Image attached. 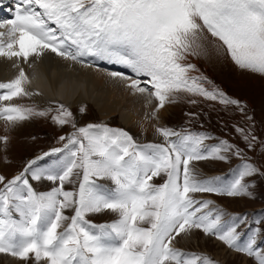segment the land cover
Here are the masks:
<instances>
[{
  "label": "snow or ice",
  "instance_id": "snow-or-ice-1",
  "mask_svg": "<svg viewBox=\"0 0 264 264\" xmlns=\"http://www.w3.org/2000/svg\"><path fill=\"white\" fill-rule=\"evenodd\" d=\"M9 2L0 0V10ZM0 28L6 29L0 32V57L15 58L29 67L30 58L51 52L77 63L86 56L96 57L123 65L136 76L150 77L151 95L159 101L153 116L170 95L181 91L240 104L218 89L204 88L201 81L206 77L189 74L195 65L185 61L196 54L194 45L205 29L222 42L241 70L264 76V0H16L11 18L0 20ZM109 75L129 81L126 86L137 92L150 91L123 73ZM28 79L20 67L15 79L0 83L4 90L0 102H8L0 105V118L14 124L47 114L12 103L15 98L40 94L25 88ZM56 112L52 119L59 125L72 116L63 104ZM156 131L165 144L138 145L123 129L89 124L61 136V141H67L64 149L43 154L66 150L68 156L60 166L37 167L43 158L37 157L10 180L0 175V253L23 264L42 260L47 264H216L208 256L173 246L177 237L195 228L264 264V250L256 239L260 229L241 244L240 217L221 222L223 213L201 212L211 201L189 196L190 192L251 195L245 178L264 173L245 163L225 187L217 186L218 177L195 180L189 168L192 160H226L221 153L232 145L221 141L202 150L207 138L203 135H182L165 127ZM173 136L176 139L170 140ZM0 139L7 141V137ZM27 174L32 180L59 184L37 192ZM81 174L78 189L65 190L64 185ZM162 174L167 177L164 183L155 184L154 178ZM105 179L114 187L98 183ZM66 209H72L73 215H65ZM105 211L118 218L103 224L87 219Z\"/></svg>",
  "mask_w": 264,
  "mask_h": 264
},
{
  "label": "rangeland",
  "instance_id": "rangeland-1",
  "mask_svg": "<svg viewBox=\"0 0 264 264\" xmlns=\"http://www.w3.org/2000/svg\"><path fill=\"white\" fill-rule=\"evenodd\" d=\"M14 6L16 5L11 4L9 8L15 10ZM2 9L6 12L9 10L5 6ZM196 45L199 46L197 47ZM196 45H194L196 54L187 56V59L190 60L189 63L195 65V70L189 74L196 76L200 74V76L206 77L205 80L201 81L204 88L209 91L213 88L218 89L228 98L240 101V104H224L219 99H206L198 94L181 91L170 95L165 103L169 110L163 116H160L162 117V123H156L155 127L169 128L182 135H203L207 137L204 140L208 143L206 148L202 150H210L212 147L219 145L221 141H226L229 145H232L228 152L221 153L227 157L226 160L212 158L192 160L189 168L192 172V178L195 180L201 177L203 178L201 180L218 177L217 186L225 187L232 183L245 163L253 164L260 169L261 173H264V76L241 70L228 56L222 46V42L212 37L206 29L199 35ZM85 61L88 62L87 60ZM90 65L95 66L94 63H90ZM95 67L102 70L106 69L105 71L107 72H113L107 68ZM126 71H129V68H126ZM123 74L125 75V73ZM132 74V79L139 78L133 72ZM142 76L140 79L144 80V85L147 88L148 82L144 75ZM126 85L122 84L120 86L122 89L125 88V91L131 92L132 89ZM148 89L151 90L147 91L149 93V95H146L147 101L154 99V106H158L159 101L151 95V91H154V89ZM2 91L4 90H0V92ZM12 102L34 107L38 111H45L47 114L44 116L32 115L27 121L24 120L26 123L20 125L8 124V121L4 119L0 121V137H7L6 142L0 139V175H3L6 180L16 176L11 175V173L21 168V164L29 154L46 146L60 145L57 149H62L63 146L61 145L66 140L62 142L60 140L61 136L68 137L76 132V129L86 127L89 124L101 126L102 123L113 129L121 128L128 132L136 143H146L148 140H155V142H160L161 144L166 143L165 138L156 131V128V132H152L149 135L138 134V138L142 137L141 139L134 137L132 132L119 121L116 114L106 116V120L102 121L96 107L90 103H81L77 108L71 109L67 108L65 103L59 101H54L51 104L49 102V105H41L30 97L15 98ZM2 104H6V102H0V105ZM59 104H63L72 113V116L68 118L69 122L64 125H59L52 119V116L57 114L56 110ZM81 108L84 111H81ZM73 124H75V128ZM98 131L102 132V128ZM169 139L171 138L169 137ZM175 139L176 137L174 136L171 140ZM208 147L210 148L207 149ZM205 154H207L206 151ZM48 168L53 167L48 166L44 169ZM79 171L74 170V172ZM166 178V175L162 174L160 177L154 178V181L159 182L162 180V182H153L159 185L164 183ZM28 179L32 187L36 191L40 189L41 192L50 191L59 184L58 181L55 183L50 181L51 183L48 184L46 181L38 182L32 180L31 177H28ZM182 180L180 181L181 183ZM245 180L250 185L248 191L251 195L227 196L214 192H190L189 196L197 201H211L207 208L201 209V212L211 211L213 216L217 212H221L223 213L221 222H230L234 216L240 217L243 222L239 223L237 231L241 234L239 239L241 244L256 229H260L256 239L259 248L264 250V175L257 173L246 177ZM72 181V183H66L64 188L72 187L74 183L79 181V176L74 175ZM109 181L112 182L111 180ZM199 197H202V200ZM65 212L64 210V214ZM69 212H72V209H69ZM68 213L66 214L67 216ZM87 218L94 219L95 224H103L111 223L118 218V215L105 211L99 214H89ZM247 223L250 224V227ZM194 230L197 232V237L188 240L184 236L182 237L185 234L182 233L173 242V246L185 253L208 256L216 264H257L254 257L227 247L216 236L205 235L200 229L194 228ZM14 259L18 260L16 257ZM18 262L21 261L18 260ZM6 263L0 262V264ZM20 264H23V262ZM31 264H34V261ZM41 264H47V262L42 260Z\"/></svg>",
  "mask_w": 264,
  "mask_h": 264
},
{
  "label": "bare ground",
  "instance_id": "bare-ground-1",
  "mask_svg": "<svg viewBox=\"0 0 264 264\" xmlns=\"http://www.w3.org/2000/svg\"><path fill=\"white\" fill-rule=\"evenodd\" d=\"M9 6H11L9 3L5 6L7 10L9 9V15L4 9L0 10V20L11 18L14 10L10 9ZM14 7L16 8V6ZM5 30L6 29L0 28V32H4ZM30 60H32L31 67L15 58L10 60L5 57H0V83H7L15 79L19 74L20 67H23L29 78L24 86L31 92L40 93L39 95L30 97L38 104L49 105V102L51 104L54 101H59L65 102L67 108L71 109L77 108L81 103L93 104L99 112L102 121L106 120V116L116 114L119 121L129 129L136 138H138V134L141 133L149 135L152 132H156L155 124L162 123V117L160 116H163V114L169 110L166 104H164V107L160 108L153 118V112L157 106H154V99L152 101H147L146 95H149L147 91L144 93L135 90L131 92L125 91V88L122 89L120 85L128 84L129 81L122 80L119 77L113 78L109 75L110 72L105 71L106 69L102 70L95 66H91L87 57L81 58L82 62L77 63L57 56L55 53L47 52L42 57L35 58L34 60L30 58ZM105 64L123 67L120 64L109 63L107 61ZM125 76L132 78L133 74L125 73ZM198 76H200V74ZM140 77L143 76H139L137 80L140 81L141 87H145V82L141 80ZM149 85L150 84L147 83V88H151ZM1 120L2 118H0V121ZM22 123L24 124L26 122L19 121L10 124L20 125ZM141 138L142 137H139L138 139ZM44 158L45 157L41 160ZM49 166L55 167L52 164ZM37 167L44 168L42 165H38ZM40 181H46L48 184L52 182L46 179ZM183 236L188 240L194 239L197 237V232L193 228L189 230V233L182 235V237ZM0 262H7L6 264L21 263L18 262V260L16 261L14 256L1 253Z\"/></svg>",
  "mask_w": 264,
  "mask_h": 264
}]
</instances>
